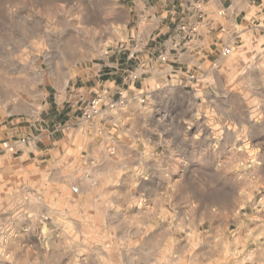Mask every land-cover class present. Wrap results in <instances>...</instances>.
<instances>
[{
  "label": "rangeland",
  "instance_id": "374dc122",
  "mask_svg": "<svg viewBox=\"0 0 264 264\" xmlns=\"http://www.w3.org/2000/svg\"><path fill=\"white\" fill-rule=\"evenodd\" d=\"M0 264H264V0H0Z\"/></svg>",
  "mask_w": 264,
  "mask_h": 264
},
{
  "label": "built area",
  "instance_id": "2783aa9c",
  "mask_svg": "<svg viewBox=\"0 0 264 264\" xmlns=\"http://www.w3.org/2000/svg\"><path fill=\"white\" fill-rule=\"evenodd\" d=\"M232 54V50L230 48H224L222 51L223 57H229ZM100 101H93L91 103V109H95ZM73 192L78 193L79 189L77 187L72 188Z\"/></svg>",
  "mask_w": 264,
  "mask_h": 264
},
{
  "label": "crops",
  "instance_id": "0c3cea01",
  "mask_svg": "<svg viewBox=\"0 0 264 264\" xmlns=\"http://www.w3.org/2000/svg\"><path fill=\"white\" fill-rule=\"evenodd\" d=\"M212 23H213V21H211ZM189 52V50L188 51H186V53H188ZM193 52H190V55L192 54ZM189 54V53H188ZM182 57H187V56H182ZM182 83L183 84H186V86L187 85H189L190 84V82L187 80V79H184V81L182 80ZM131 92H132V94H133V96H135V93L137 92V90L136 89H132L131 90ZM132 102H133V98H132ZM133 103H129V106L127 105V107H130V105H132Z\"/></svg>",
  "mask_w": 264,
  "mask_h": 264
}]
</instances>
